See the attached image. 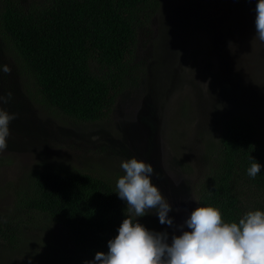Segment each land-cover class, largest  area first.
<instances>
[{"label": "trees", "instance_id": "1", "mask_svg": "<svg viewBox=\"0 0 264 264\" xmlns=\"http://www.w3.org/2000/svg\"><path fill=\"white\" fill-rule=\"evenodd\" d=\"M159 6V0H0V37L27 97L70 121L98 124L112 115L124 92L146 86L157 94L167 49L162 46L150 62L137 56L152 19L162 15ZM162 25L164 41L169 31ZM99 152L89 164L40 163L20 174L11 208L0 216V245L9 257L27 246L22 234L39 219L66 232L70 253L61 264H84L98 251L107 253L129 212L116 193L124 170H113ZM205 157L194 209L211 205L225 222L237 223L249 211H264V141L255 119L246 113L224 118ZM252 158L262 165L255 178L247 174ZM137 221L158 232L149 214Z\"/></svg>", "mask_w": 264, "mask_h": 264}, {"label": "rangeland", "instance_id": "2", "mask_svg": "<svg viewBox=\"0 0 264 264\" xmlns=\"http://www.w3.org/2000/svg\"><path fill=\"white\" fill-rule=\"evenodd\" d=\"M20 1L25 5L35 0ZM159 1L162 15L152 19L146 29L150 36L143 35L137 56L150 62L162 46L167 49L158 68L157 94L146 86L124 92L103 123L70 121L27 97L0 37V95L12 93L0 108L17 114L9 124L7 149L0 152L6 159L0 163V216L11 208L12 187L20 174L40 163L49 168L89 164L102 149L113 170L133 157L152 164L157 173L152 183L172 205L168 215L174 226L161 225L155 212L149 217L158 232L169 233L170 242L173 232L181 234L175 226L194 210L207 170V142H216L222 120L246 113L258 122L264 141V43L255 39L258 0ZM162 24L169 31L164 41ZM3 65L10 74L3 73ZM21 239L31 251L24 246L9 257L0 245V261L61 264L70 253L65 230L51 221L39 219Z\"/></svg>", "mask_w": 264, "mask_h": 264}, {"label": "clouds", "instance_id": "3", "mask_svg": "<svg viewBox=\"0 0 264 264\" xmlns=\"http://www.w3.org/2000/svg\"><path fill=\"white\" fill-rule=\"evenodd\" d=\"M255 12V39L264 43V0H258ZM2 71L10 74L11 69L3 65ZM11 99V92L0 95L2 104ZM16 118V113L0 108V152L7 149L9 124ZM252 159L247 174L255 178L262 165ZM121 168L125 174L116 182V193L126 202L129 215L118 235L108 241L107 253L98 251L84 264H264V211H249L237 223L225 222L217 207L198 206L175 226L181 234L173 232L169 242L167 231H151L137 221L155 212L161 225L174 226L168 215L172 205L152 183L157 175L152 164L133 157Z\"/></svg>", "mask_w": 264, "mask_h": 264}]
</instances>
